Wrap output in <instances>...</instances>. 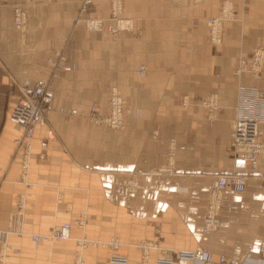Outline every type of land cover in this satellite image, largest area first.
I'll return each mask as SVG.
<instances>
[{
    "label": "crops",
    "instance_id": "obj_1",
    "mask_svg": "<svg viewBox=\"0 0 264 264\" xmlns=\"http://www.w3.org/2000/svg\"><path fill=\"white\" fill-rule=\"evenodd\" d=\"M82 1L0 0V229L22 212L24 231L9 238L19 256L0 245V264H77L80 256L84 264H114L113 256L126 264H156L162 256L179 263L176 253L197 249L264 264L263 154L241 173L246 189L223 194L218 230L203 233L209 192L219 176L234 173L229 145L239 88L264 95V68L258 77L235 73L240 59L264 48V0H228L235 14L224 22L221 46L209 43L206 21L220 15L224 0H124L134 30L118 37L84 23L109 25V1L93 0L81 13ZM16 5L26 11L24 31L13 24ZM71 65L77 70L63 71ZM27 79L49 81L54 99L24 151V130L10 114L14 81ZM111 86L126 101L124 129L67 114L78 104L107 114ZM212 94L220 113L210 125L201 101ZM67 222L72 239L34 245L31 234Z\"/></svg>",
    "mask_w": 264,
    "mask_h": 264
},
{
    "label": "built area",
    "instance_id": "obj_2",
    "mask_svg": "<svg viewBox=\"0 0 264 264\" xmlns=\"http://www.w3.org/2000/svg\"><path fill=\"white\" fill-rule=\"evenodd\" d=\"M93 0H83L81 12L86 13L93 6ZM112 5V17L116 21L115 24L105 25L104 19L93 20L89 23L88 28L99 26L101 30L118 34L121 28L118 24L121 10L122 0H109ZM234 17V7L230 1H224V8L220 15L215 18L208 19L209 42L218 46L223 42V23ZM27 15L26 12L18 7L14 8L15 27L24 31L26 28ZM113 22V21H112ZM264 68V48L260 47L254 50L252 57L242 59L237 69L238 73L252 72L259 73ZM141 74H145V67H141ZM64 71H76L77 66L71 65L63 68ZM17 87L18 100L15 103L11 114L10 121L23 128V137L18 141V147H23L26 151L31 144L37 127L44 122L50 110V104L54 99V93L51 90L49 81H41L32 83L27 80L23 83L14 81ZM109 91V107L108 113L103 114L98 105H91L89 112L86 113L82 109V105L78 104L74 108L67 111L70 117L84 116L94 125H104L113 130H122L125 128V115L127 105L120 89L116 86L108 87ZM183 106L188 105L187 97L182 101ZM201 106L206 112V117L210 125H213L220 113V98L218 94H212L202 99ZM264 124V95L254 87H240L237 95L236 117L232 123V143L230 151L233 153L234 173L221 175L218 177L216 186L209 192L207 201L206 224L203 233L210 234L219 228V216L222 209L223 194L227 190L243 192L246 189V176L243 173L249 167L257 166L258 157L264 155V133L262 125ZM48 140V139H47ZM48 141L41 142L42 147L47 146ZM173 155V149L171 150ZM44 157V155H42ZM28 167V162H25ZM77 224L83 226L84 220ZM72 224L67 222L53 229L50 234H32L31 238L35 246L44 242H52L55 240H70L72 238ZM11 235H24L23 231V215L22 212H16L11 216L7 229H0V245L4 253H15L19 255L21 251L15 249L9 243ZM85 241V240H84ZM86 242V241H85ZM83 243V242H82ZM109 243L116 247L120 246L118 240L113 238ZM85 244V243H83ZM107 244V243H104ZM176 257L183 260L179 263L172 258L162 256L156 261V264H238L235 261L227 259L221 255L217 258L208 250L197 249L192 252H178ZM261 259L264 260V248L261 250ZM111 262L114 264H126L127 259L124 257L113 256ZM187 262V263H185ZM251 262V258L246 259V263ZM77 264H84L82 256L78 258Z\"/></svg>",
    "mask_w": 264,
    "mask_h": 264
},
{
    "label": "rangeland",
    "instance_id": "obj_3",
    "mask_svg": "<svg viewBox=\"0 0 264 264\" xmlns=\"http://www.w3.org/2000/svg\"><path fill=\"white\" fill-rule=\"evenodd\" d=\"M194 1H196V0H194ZM204 1V0H203ZM225 1V0H224ZM196 2H199V1H196ZM232 4H233V2L232 1H230ZM82 3H83V1H82ZM122 8H121V10H120V18L118 19V22L120 21V20H122V21H125V20H129V21H131L132 23H133V25L132 26H128V24H126L125 22H123L122 23V31H120L118 34H114L113 32H111V31H109L108 29L106 30L108 33H110L113 37H118L119 35H121L123 32H125V31H133L134 30V19L133 18H129V17H125L124 16V0H122ZM234 5V4H233ZM20 7V8H22L24 11H25V9H24V7H23V5H16V7ZM82 6V5H81ZM234 8H235V5L233 6ZM110 13H109V17H108V19L110 18V17H112V13H111V11H112V6H111V4H110ZM221 11H222V6H221V10H219V14L221 13ZM26 12V11H25ZM80 12H81V10H80ZM82 13V12H81ZM218 14V15H219ZM234 14H235V11H234ZM217 15V16H218ZM98 18H94V19H92V18H89V19H84V23H85V25L88 27V21H89V23L91 22V21H93V20H97ZM113 21V22H112ZM108 22H110V23H112V24H115L116 23V21L114 20V19H111L110 18V21H108ZM109 23V24H110ZM14 24V23H13ZM206 25H207V22H206ZM15 26V25H14ZM89 31H91L90 29H88ZM208 30V29H207ZM101 31H103V30H101ZM101 31H96V32H101ZM223 34H224V27H223ZM210 43V42H209ZM222 44H223V42H222ZM221 44V45H222ZM212 45V44H211ZM221 45H219V46H221ZM214 46V45H213ZM242 59H246V58H242ZM242 59H240V61L242 60ZM239 65H240V63H239ZM141 67H145L146 68V66H141ZM239 67V66H238ZM237 67V68H238ZM238 70L239 69H235V73L237 74V75H241V74H243V73H248V74H250V75H252L253 77H258V76H260L261 75V73H262V71H263V69H262V71H260L259 73H252V72H241V73H238ZM64 71V70H63ZM146 71H147V68H146ZM139 73H140V71H139ZM141 75V74H140ZM145 76V75H144ZM119 88V87H118ZM120 89V88H119ZM120 91L122 92V90L120 89ZM122 94H123V92H122ZM186 97V96H185ZM109 103V102H108Z\"/></svg>",
    "mask_w": 264,
    "mask_h": 264
},
{
    "label": "bare ground",
    "instance_id": "obj_4",
    "mask_svg": "<svg viewBox=\"0 0 264 264\" xmlns=\"http://www.w3.org/2000/svg\"><path fill=\"white\" fill-rule=\"evenodd\" d=\"M109 1V0H108ZM196 1H199V2H201V1H203V0H196ZM225 1H228V0H225ZM110 3V2H109ZM111 4V3H110ZM112 6V5H111ZM223 8H224V1H223V3H222V10H223ZM114 10H116V12L118 13V12H120V10L119 9H116V7H115V9ZM111 13H112V11H111ZM111 18V17H110ZM110 18L108 19V21H110ZM211 18H215V17H211ZM208 19H210V18H208ZM208 19H207V21H208ZM13 21H14V17H13ZM132 21V20H131ZM131 21H129V20H125V21H122V20H120L119 22H118V24H119V26H120V30H122V23L123 22H125L126 24H128V26H132L133 25V23L131 22ZM206 21V22H207ZM225 22V21H224ZM111 24V23H110ZM14 25H15V23H14ZM26 27H27V21H26ZM223 27H224V23H223ZM223 27H222V31H223ZM86 28L87 29H90L91 31H101V29L99 28V26H95V27H90V28H88L87 26H86ZM18 29V28H17ZM207 29H209L208 28V22H207ZM22 33V32H21ZM115 34V33H114ZM208 37H209V32H208ZM211 44V43H210ZM219 46V45H218ZM61 59V58H60ZM63 65V64H62ZM58 66V65H57ZM64 67H66V66H64ZM63 67V68H64ZM62 68V69H63ZM141 67H140V74H141ZM142 75V74H141ZM144 75H146V69H145V74ZM144 75H142V76H144ZM27 80H29V79H27ZM27 80H25V81H27ZM24 81V82H25ZM31 81V80H30ZM32 82V81H31ZM23 83V82H22ZM20 84V83H19ZM52 90V89H51ZM54 93V92H53ZM109 98H110V95H109ZM52 103V102H51ZM82 105V104H81ZM91 107V106H90ZM90 107H89V109H90ZM108 107H109V103H108ZM74 108V107H73ZM82 109L84 110V107H83V105H82ZM84 112H85V110H84ZM88 113V112H87ZM48 115V114H47ZM75 117V116H74ZM235 119V118H234ZM45 122V121H44ZM92 124V123H91ZM94 125V124H93ZM18 126V125H17ZM96 126H98V125H96ZM101 126V125H100ZM232 133V132H231ZM231 143H232V141H231ZM229 146H231V144L229 145ZM19 149V148H18ZM229 149H230V147H229ZM17 150V149H16ZM25 151V150H24ZM23 158V157H22ZM234 158V157H233ZM258 163V162H257ZM24 164V163H23ZM255 169V168H254ZM167 171V170H166ZM26 175V174H25ZM246 182H247V179H246ZM207 213V212H206ZM83 219H81L80 220V222L82 221ZM205 224H206V216H205V220H204V226H205ZM84 226V225H83ZM72 232V231H71ZM50 234V233H49ZM32 235V234H31ZM30 235V236H31ZM41 235H47V234H41ZM72 238H73V236H72ZM71 238V239H72ZM32 239V238H31ZM80 239V238H79ZM84 239V238H83ZM118 239V238H117ZM75 241H76V239H74ZM111 240V239H110ZM55 241H58V240H55ZM60 241V240H59ZM84 241V240H83ZM82 241V242H83ZM53 242V241H52ZM85 242V241H84ZM92 242V241H91ZM45 243V242H44ZM81 244V243H80ZM79 244V245H80ZM83 244V243H82ZM92 244V243H91ZM96 244V243H95ZM107 245V244H106ZM149 245V244H148ZM87 246V245H86ZM94 246V245H93ZM109 246V245H108ZM150 246V245H149ZM78 247V246H77ZM80 247V246H79ZM104 247V246H103ZM15 249H17V248H15ZM81 249V248H80ZM20 250V249H19ZM203 250V249H202ZM2 251V253L3 254H5L4 252H3V250H1ZM21 251V250H20ZM15 254V253H14ZM21 254V253H20ZM19 254V255H20ZM15 255H17V254H15ZM18 255V256H19ZM5 256V255H4ZM77 258V257H76ZM248 259V258H247ZM76 261V260H75Z\"/></svg>",
    "mask_w": 264,
    "mask_h": 264
}]
</instances>
